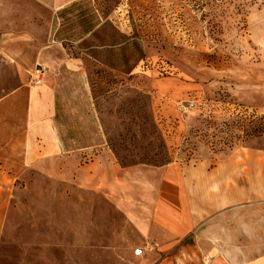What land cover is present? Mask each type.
Wrapping results in <instances>:
<instances>
[{
  "label": "rangeland",
  "instance_id": "obj_1",
  "mask_svg": "<svg viewBox=\"0 0 264 264\" xmlns=\"http://www.w3.org/2000/svg\"><path fill=\"white\" fill-rule=\"evenodd\" d=\"M9 2L0 70L29 66L33 83L41 68L57 127L81 148L102 144L119 165L144 168L264 149V0ZM7 75L0 97L14 88ZM38 178L0 163V264H39V248L28 247L48 219L55 225L57 201L40 194ZM69 203L59 204L65 223L89 206ZM82 218L81 233L91 223Z\"/></svg>",
  "mask_w": 264,
  "mask_h": 264
},
{
  "label": "crops",
  "instance_id": "obj_2",
  "mask_svg": "<svg viewBox=\"0 0 264 264\" xmlns=\"http://www.w3.org/2000/svg\"><path fill=\"white\" fill-rule=\"evenodd\" d=\"M5 69L0 83L12 73L14 88L0 97V163H22L45 184L40 194L57 201L55 225L48 219L28 247L39 248V264H264V149L239 148L214 163L123 167L105 145L62 137L54 91L27 81L29 66ZM69 200L89 206L72 207L65 223L58 209ZM80 213L91 222L82 233Z\"/></svg>",
  "mask_w": 264,
  "mask_h": 264
},
{
  "label": "built area",
  "instance_id": "obj_3",
  "mask_svg": "<svg viewBox=\"0 0 264 264\" xmlns=\"http://www.w3.org/2000/svg\"><path fill=\"white\" fill-rule=\"evenodd\" d=\"M42 69L39 68V69H35L33 74L31 75V78H32V82L34 85H39L40 82H41V79L40 77L42 76ZM136 255H139L141 253L140 250H136L135 251Z\"/></svg>",
  "mask_w": 264,
  "mask_h": 264
}]
</instances>
